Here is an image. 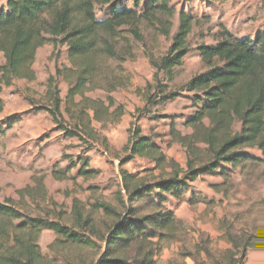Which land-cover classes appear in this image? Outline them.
Instances as JSON below:
<instances>
[{"label":"trees","instance_id":"obj_1","mask_svg":"<svg viewBox=\"0 0 264 264\" xmlns=\"http://www.w3.org/2000/svg\"><path fill=\"white\" fill-rule=\"evenodd\" d=\"M125 1L7 0V10L0 11V54L4 60L0 66V85L9 87L15 80L35 81L33 65L37 51L48 44L54 52L66 47L69 67L56 66L54 75L46 81L50 100L46 112L53 121L62 118L63 103L57 87L60 79L68 86L65 102L79 108L80 118L86 117L84 112H90V121L98 124L118 121L123 109L114 108V100L109 95L124 85L126 76L122 65L134 56L128 38L141 43L140 25L144 22L159 24L162 35L168 36L170 27L164 25L166 21L163 23L162 18L173 16L168 7L171 0H150L140 12V0H132L131 9L125 6ZM206 1L216 4L225 0ZM96 6H107L109 15L98 19ZM178 19L167 54L154 65L170 78L187 55V38L193 23L184 13ZM220 36L215 45L197 48L206 71L182 89L192 95L195 106L184 123L190 133H173L174 141L188 154L185 171L152 183L135 181L132 175L123 173L122 212L107 204L95 207L110 221L105 233L99 236L102 247L84 235H96L93 219L84 216L82 206L76 201L72 207L74 218L69 225L60 220L32 217L27 212L26 200L47 198L44 178L33 175L32 186L15 191L17 202L7 199L0 204V264H45L38 246L44 230L54 233L56 239L50 248L56 245L59 252L96 248L99 255L91 264H157V257L165 248L174 243L183 244L187 238L184 222L167 207L166 198L182 200L188 186L203 176L222 178L221 185L212 186L219 191L229 180L227 169L257 162L264 164V32L253 39H238L224 29ZM96 90L108 95L106 101L87 97ZM65 110L70 112L69 107ZM9 122L12 124L14 120ZM83 129L65 131L69 137L80 138L81 131L87 135L86 127ZM200 145L206 156L200 154ZM245 149H256L261 159L243 153ZM127 151L129 158H144L157 167L166 164L161 149L139 131L132 132ZM93 173L85 169L78 172L84 178ZM51 176L56 181L69 180L67 173L61 171H53ZM200 238L196 252H180L193 264H204L200 256L206 264H245L248 252L256 246L252 236L237 237L226 232L223 239L229 248L214 256L208 249L207 239L203 235Z\"/></svg>","mask_w":264,"mask_h":264},{"label":"rangeland","instance_id":"obj_2","mask_svg":"<svg viewBox=\"0 0 264 264\" xmlns=\"http://www.w3.org/2000/svg\"><path fill=\"white\" fill-rule=\"evenodd\" d=\"M131 1H125L128 9L132 8ZM147 2L150 0H140L139 12ZM6 3L7 0H0V11L7 10ZM168 7L173 16L162 18L163 23L166 21L164 25L170 27L168 36L162 35L159 24L144 22L140 25L141 43L127 37L134 56L122 65L126 76L124 85L109 95L114 100V108L123 109L122 117L116 122H92L90 112H84L86 117L80 118L79 108L65 102L68 86L60 79L57 87L63 103L62 118L53 121L46 112L50 101L46 81L54 75L56 66L69 67L66 47L54 52L48 44L37 51L33 65L35 81L15 80L9 87L0 85V204L7 199L17 202L16 190L32 186L33 175L43 177L47 198L45 201L26 200L27 212L32 217L60 220L69 225L74 218L72 207L76 201L82 206L84 216L93 219L96 235H84L102 247L99 236L105 233L110 221L95 207L107 204L122 212L123 173L132 175L135 181L152 183L177 171H185L188 154L174 141L173 133H190L184 123L195 106L192 95L182 89L206 71L197 48L215 45L224 29L238 39H253L264 32V0H225L216 4L206 0H171ZM109 12L107 6L95 8L100 20ZM180 13L190 16L193 23L187 38V55L170 78L154 65L167 54ZM3 63L0 54V66ZM87 97L106 101L108 95L96 90ZM11 119L14 122L9 124ZM85 127L87 135L82 132ZM65 129L83 130L79 138L67 136ZM134 131H139L142 137L161 149L166 159L163 167L144 158H129L127 144ZM198 147L200 154L206 156L204 147ZM242 152L261 159L256 149ZM81 169L94 173L89 178L80 177ZM53 171L67 173L69 180H54ZM226 172L229 180L219 191L212 186L221 185L222 178L203 176L188 186L182 200L166 198L167 207L184 222L187 238L183 244L174 243L165 248L157 257V264H193L181 253L196 252L202 235L207 239L209 251L214 256L219 255L229 248L223 239L226 232L237 237L252 236L256 246L248 252L245 264H264V164H247ZM55 239L49 230L40 235L38 246L45 264H91L98 258L96 248L67 252H59L56 245L50 248ZM199 260L206 264L203 256Z\"/></svg>","mask_w":264,"mask_h":264}]
</instances>
